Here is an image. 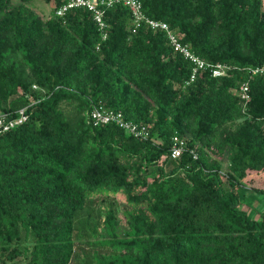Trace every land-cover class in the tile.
I'll use <instances>...</instances> for the list:
<instances>
[{
  "label": "trees",
  "instance_id": "16d2710c",
  "mask_svg": "<svg viewBox=\"0 0 264 264\" xmlns=\"http://www.w3.org/2000/svg\"><path fill=\"white\" fill-rule=\"evenodd\" d=\"M44 1L47 18L0 0V114H26L0 131V264H264V74H250L264 0H140L208 65L191 82V63L163 31H132L127 7L106 8L100 29ZM93 107L149 137L93 125ZM174 136L186 149L172 159Z\"/></svg>",
  "mask_w": 264,
  "mask_h": 264
},
{
  "label": "built area",
  "instance_id": "2783aa9c",
  "mask_svg": "<svg viewBox=\"0 0 264 264\" xmlns=\"http://www.w3.org/2000/svg\"><path fill=\"white\" fill-rule=\"evenodd\" d=\"M123 5L127 7L132 16V31L136 28L144 25L152 31H163L168 44L171 46L174 52L179 53L184 59L191 63V74L189 81H193L200 71H203L208 66L204 60L198 57L189 45L182 41L183 34L173 29L169 24L160 19H154L145 17L142 11V4L140 0H62L61 3L55 7L54 14L58 17L65 15V13L71 9L83 8L92 13L94 21L97 23L100 29L106 27L104 21V10L115 5ZM102 37L105 38L106 34L103 32ZM212 76H224L229 69L228 65L222 63H216L210 67ZM251 75L264 74V64L257 65L250 69ZM235 92L238 93L240 99L243 102V106L249 100L248 85L246 82L241 83ZM26 119L24 108L19 110V116L15 118H8V114H0V131H6L11 127L18 125ZM90 119L93 125H100L109 122H115L127 132L133 134L136 137L147 139L150 135L148 126L145 124H136L125 121L120 112H114L102 107H93L90 112ZM186 147L184 141L177 136L173 137L172 145L169 149L170 158L174 159L179 157Z\"/></svg>",
  "mask_w": 264,
  "mask_h": 264
},
{
  "label": "rangeland",
  "instance_id": "374dc122",
  "mask_svg": "<svg viewBox=\"0 0 264 264\" xmlns=\"http://www.w3.org/2000/svg\"><path fill=\"white\" fill-rule=\"evenodd\" d=\"M21 0H12L13 3H17ZM28 4L37 12L39 13L42 17L47 18L50 16L51 14V4L49 2H45L44 0H28ZM1 113V111H0ZM223 168H225V163L223 162L222 164ZM158 165H154L152 166L153 169H157ZM260 183H264V182H260ZM261 186L264 187V184H260ZM123 196L119 195L118 196V200L122 201L123 200ZM262 208H264L263 206H260Z\"/></svg>",
  "mask_w": 264,
  "mask_h": 264
}]
</instances>
